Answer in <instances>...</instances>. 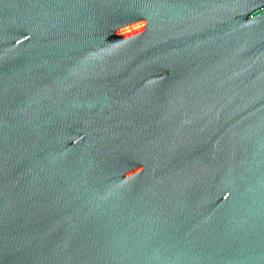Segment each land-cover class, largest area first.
Masks as SVG:
<instances>
[{"label":"water","instance_id":"95a60500","mask_svg":"<svg viewBox=\"0 0 264 264\" xmlns=\"http://www.w3.org/2000/svg\"><path fill=\"white\" fill-rule=\"evenodd\" d=\"M0 264H264V0H0Z\"/></svg>","mask_w":264,"mask_h":264}]
</instances>
